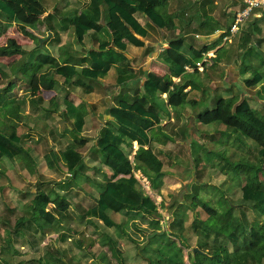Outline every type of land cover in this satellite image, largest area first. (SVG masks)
I'll list each match as a JSON object with an SVG mask.
<instances>
[{
  "label": "trees",
  "instance_id": "1",
  "mask_svg": "<svg viewBox=\"0 0 264 264\" xmlns=\"http://www.w3.org/2000/svg\"><path fill=\"white\" fill-rule=\"evenodd\" d=\"M34 1L37 2V0ZM164 3L165 0H85L83 8L74 11L71 15L59 18L57 22L56 17L59 15L54 11L41 19L35 18L36 21L40 22H38L39 24L42 23L40 20L44 21L42 24L47 31L52 33L50 38L55 36L57 38L58 29L64 31L70 27L78 43H82V39L87 33L99 31L103 10L106 11L108 20L113 25L109 39L99 40L95 49L86 52L89 61L87 66L59 64L56 58L49 53L35 55L34 60L38 62V67L40 66L38 71L40 76L50 79L52 75H58L63 78V82L80 87L83 92H88L90 89L82 78L95 80L102 77L110 67H114L116 70L118 84H123L125 80L132 79L134 73L124 56L125 44L122 40L125 39L134 46L143 45L142 41L135 37V35L140 37L146 35V29L135 17L137 15L146 18L149 23L158 28L172 27V15L161 10ZM12 24L34 27L33 22H24L17 17L11 4L5 0H0V33ZM56 26L58 29H55ZM218 40L219 38L211 43H204L198 49L190 48L191 57L189 58L181 52L182 38L171 39L168 41L167 47L158 55V59L167 67L170 75L176 77L183 72L184 65H193L192 62L199 59L202 53L211 49ZM7 49L9 48L7 47ZM7 49L0 48V55L7 54ZM248 50L250 51L251 48ZM254 53L258 64L262 65V69H264V53L259 50ZM21 66L23 67V65ZM138 74L143 76L141 85L137 86L140 94L135 92L130 100L118 97L115 104L107 110L111 119L100 129L93 145V149L101 155L102 166L109 170L111 176L103 184H98L99 190L94 198V203L85 210L82 218H86L88 222L96 220L105 227L116 225L108 216L107 211L124 212L128 216L130 215L127 219H134L133 216L137 215L136 213L158 218L157 205L144 192L133 175L134 171H140L149 181L150 189L153 190L158 185L156 181L162 173L161 161L152 151L151 138L147 133L151 126L158 124L159 117L157 112L147 109L146 105L150 104L156 107L157 111L163 109L167 112V108L177 110L188 102L185 93H181L179 87L172 85L170 88V81L163 82L158 86L159 80L152 72L139 70ZM263 76L264 71H255L250 77L243 79V85L248 88L254 87L261 82ZM11 88L12 84L8 81L5 87L1 88L0 93H7ZM162 92L166 95L165 100L159 96ZM262 98L264 99V95ZM234 100V97L217 98L211 112L204 108L197 112L196 116L201 117L203 122L221 121L226 129L236 134L235 139L237 141L244 144L242 138L252 139L258 147L255 164L240 161L229 164L232 173L244 177V180L241 177L243 182L239 186L238 204L251 212L252 219L247 220L245 216L237 215L229 217L223 223L216 221L214 218L217 209L207 202L197 199L201 209L206 214V218L197 221L194 219L192 227L193 229L196 226L199 227L205 236L222 235L226 239L230 249L221 245L215 247L221 257L220 264H264V186L254 174V171L259 169L264 162V116L257 118L253 108L264 104V102L255 103V106H251L247 98L237 102ZM70 113L72 123L69 130L72 134V141L65 144L62 149L49 148L41 157L32 153L31 147L23 145L22 138L16 131L17 121L6 118L5 124L0 127V161L6 159L13 162L14 158L22 160L23 156L28 157L32 164L43 161L47 169L61 170L68 175L72 182H75L79 177L78 175H82L81 169L84 166V160L78 149L85 144L86 138L80 135L84 123L83 109L71 106ZM132 142L136 144L134 150L132 149ZM132 151L134 153L132 160H130L129 156ZM249 172L252 175L248 174ZM51 193L52 197L40 189L34 190L28 205V218L24 219L22 216L16 218L14 232H17L19 226L24 222H32L40 229L58 224L59 216L67 210L69 203L63 195ZM234 207L236 206L228 200H224L220 210L222 213H230ZM174 237L177 238L175 234ZM151 239L152 237L146 246L152 243L153 240ZM110 242L113 243L112 240ZM204 244L206 246V242ZM205 246L201 247L200 242L197 244L198 251L196 252L198 253L191 257L193 264H207L196 259V255L206 258L209 264L212 263V256ZM172 247L176 248L177 253L179 252L175 245ZM160 254L165 255L162 252ZM0 259L2 258L0 257ZM162 260L161 264H181V258H175L174 252L173 254L167 253V256ZM158 261L154 259L151 262L147 259V264H160ZM1 262L4 263V261ZM37 264L43 263L38 260Z\"/></svg>",
  "mask_w": 264,
  "mask_h": 264
},
{
  "label": "rangeland",
  "instance_id": "2",
  "mask_svg": "<svg viewBox=\"0 0 264 264\" xmlns=\"http://www.w3.org/2000/svg\"><path fill=\"white\" fill-rule=\"evenodd\" d=\"M5 1L11 4L17 17L24 22H31L36 16L41 17L46 12L53 11L59 15L57 16L58 18L56 17L57 22L59 18L71 15L74 11L83 8L85 3V0H78L77 2L74 0H37V2L34 0ZM236 1L237 0H217V9H215L217 11L216 18L223 29L228 27L231 23L233 11H228V13L227 10L229 7L234 6ZM196 7L197 6H195V8ZM198 9L201 11L200 8ZM182 11L183 16L187 18L188 11L191 12V8L187 9L185 7ZM188 18H191V21L193 20L191 16ZM40 21H42V23L44 22L43 20ZM191 21L185 25L189 27ZM38 22L39 21L36 23ZM195 22L196 26L199 25L197 21ZM35 28L36 25L29 29L35 31ZM184 28H186V26ZM55 29H58L57 26ZM25 30V25L14 24L6 31H3V34L0 35V48H9L6 50V52L8 51L7 54L3 53L0 55L1 62H10L8 66H3V68L0 67V90L5 87L8 81H10L13 86L9 92H5L7 98H12L17 93L22 94V88L25 87L24 84H21L22 82L18 83L12 77L16 78L18 72L21 75L28 76L34 71H39L40 68V66L36 67V64H38L36 60H31L29 58L27 62V58L24 59L25 55L23 52L19 55L15 54L16 51L18 53L21 51L18 49L29 47L35 48V42L33 40L31 41L28 36L22 34V31ZM39 31L44 34L41 37H44L43 39L48 42L52 35H47L48 33L45 32V30L43 31L42 28H40ZM58 31H60V29H58ZM234 36L236 38H234L232 43L229 44V51L226 53L229 54L227 56H229L231 62H227L228 64H232L241 58L242 51L238 48L241 47L242 50V46L247 45V43H257V50L264 53V12L261 14V17H259L258 22L252 20L245 21L242 29H239L237 35ZM55 38L56 36L51 38V45H54ZM44 40L40 42V45L36 44V53L50 52L48 48H51L52 46L48 45L49 47H47V45L42 44L44 43ZM36 41L38 43V39H36ZM188 41L194 43L197 42L192 36L188 37L187 40L185 39L184 44ZM202 44L203 43H201V45ZM201 45L199 43L196 44L197 47H200ZM238 56H240L239 59H237ZM257 62L252 61V64H256ZM19 64L23 65V67ZM235 65L236 64H234V66ZM256 66L258 65L256 64ZM257 68L261 72L264 71L262 65ZM251 70L252 69L249 71L253 72ZM248 76L250 77L251 74ZM248 76L246 75L244 78ZM261 82L262 83L259 86H255L257 88L255 91L248 90L251 97L264 95V76L262 77ZM17 83L18 86L16 89ZM208 93L210 92H206L205 95ZM44 94L48 95L52 94V92L46 91ZM234 94V98L237 99V92L235 91ZM252 104L255 106L254 103ZM211 106L212 105L203 106L200 102L196 109L202 110L204 108H210ZM254 109L257 111V114L264 115V104L255 106ZM8 110V108L0 106V127L5 124L6 118L10 119V115L6 113ZM257 114L255 115L259 118V115ZM174 124L178 123L174 122ZM216 124L217 123L215 122L206 125L200 124L201 127L205 128L214 125L215 127L210 130L205 129L203 131H198L197 129H193L192 123V126H189L191 132L187 126L182 124L177 130L168 132L171 137L173 136V140L187 145L190 133H193L195 139L202 142V144L196 143L194 146L191 145L188 151L185 150L186 147H184V150L178 149L179 145L176 144V147L171 145V147L169 146L168 149L161 152V154L155 152L157 155L161 156L163 161L161 170L165 178L161 193L163 204L160 205V210L163 212L162 218H165L166 216L168 217V220L165 219V221H162L161 215L159 214L158 220L161 219L162 221V227L159 225L161 227L160 232L163 233L161 235L156 234V236H152L151 240L153 241L150 245L146 246L147 243H145L143 245L144 247L139 248L138 251L137 244L142 241L144 242L145 235L150 229L147 224L149 222L147 221L148 216H143V219L142 217H136V221L132 222L128 221L126 219V214H123L122 212L114 213L107 211L111 220L120 224H117L118 226L123 225L121 231L124 234L123 241L125 242V245L128 246L125 254L112 260L114 264H147V259L151 262H153L154 259L157 261L160 260L158 263L161 264L163 261L162 259L167 256L166 249H162L161 245L166 244V242V245L170 246H168L169 249L172 248L173 250H176V248L172 247L175 245L179 249L182 258L184 254H189L191 258L192 250L193 248H196L195 246H197V243L201 242V247L205 246L203 241L206 242L205 247L212 256V263L210 264H220L221 257L219 256L218 249H215V247L221 245L230 249L228 242L222 235L217 236L211 234L205 236L201 233L199 227L196 226L193 229L192 221L194 219L197 221L198 219L203 220L206 218V214L201 209L199 201L207 202L209 205L215 207L217 209L216 211L219 213L221 211L220 206L224 200H228L236 206L234 207V210L231 211V215H229L230 217L243 215L247 220L252 219L251 212L238 204L240 198L239 186L243 182L241 177L243 180L244 177L241 175L236 176L237 174L232 173L229 164L239 161L255 164L258 147L252 139L242 138L244 143L242 144L235 139L236 134L231 133L229 129H224L223 125L217 124L216 126ZM33 132L34 133L29 137L23 135L22 138H26V140H22V143L24 146L31 147L32 153L41 157L50 146L46 144V141L44 143L41 141L42 137L36 133V131ZM87 132L88 142L86 141L85 145L78 149L82 158L85 160L84 166L81 169L82 175H78L79 177L75 182H72L68 175L61 170L47 169L43 161H39L34 165L29 161H26L23 157V162L19 160V162L15 161V163H13L6 159L0 161V257L2 258L0 259V262L4 261V263L1 262L0 264H37L38 260L40 262L43 259L44 262L42 261V263L46 264L45 262H49V260L46 259L49 258L50 254H54L55 251L56 254H58L59 251L64 258L62 264H98L99 261L95 257L88 260L86 256H83L84 254L71 258L70 261L67 257L68 250L71 249V251H73L74 245L77 244L75 242H78L82 235L80 232L78 233V231H76V228H78L79 225L84 224V218H82V215L86 210L80 205V200L83 199L81 201L86 208L90 207L94 202V193L98 189V184H103L108 179L106 168L101 164V155L92 147V140L94 139V136L97 135V131L92 132L90 129H87ZM208 132L214 133L208 134ZM58 138L59 140H56L55 135L52 132H48L46 140L50 141L51 139V144H56L58 149H62L65 144L72 141V134L69 132V134L66 133ZM40 141L42 143H40ZM36 145L45 148L44 151L42 149L38 150L39 153H36L34 147ZM197 145L199 146L197 147ZM200 146L203 147L201 148ZM172 157L178 159L177 161L180 165L175 166V164L171 162ZM136 174L137 172H135V175ZM248 174L252 175L250 172ZM254 174L262 186H264V162L259 169L254 171ZM143 187L141 188L144 191L149 192L146 187ZM13 188H17V192L13 191ZM35 189H40L49 193L50 197H52L51 192L63 195L68 200L69 206L67 210L59 216L58 224L53 225L51 228H46L47 230L40 229L32 222H24L19 226L17 232H14V222L16 218L20 216L24 217V219L28 218V205ZM222 198H224V200ZM215 219L216 217L214 220ZM59 222L62 223L63 226H66L68 230L66 229L64 232H60V230H63L64 228ZM86 222L88 225L92 224L96 226L95 228L100 226L105 230V226L98 223L96 220ZM54 232L58 234V238L60 236L63 240L66 239V237L69 238L68 241H66L69 247L66 249V246L64 248L65 251H61V249L57 247L60 245V240L55 234H52ZM172 233L173 237L171 236ZM174 234L177 238L174 237ZM81 240V244L85 245L86 249H89L92 239L90 237H83ZM109 241L111 240L108 239L107 243H111ZM78 247L81 246L78 245ZM144 248L146 249L143 251ZM84 249H81V251H84ZM161 252L163 254L165 253L166 256L161 255ZM195 253L198 252L195 251L193 254ZM196 259L209 264V261L206 258L199 257V255H196ZM107 264L111 263L107 262Z\"/></svg>",
  "mask_w": 264,
  "mask_h": 264
},
{
  "label": "crops",
  "instance_id": "3",
  "mask_svg": "<svg viewBox=\"0 0 264 264\" xmlns=\"http://www.w3.org/2000/svg\"><path fill=\"white\" fill-rule=\"evenodd\" d=\"M74 1L77 2L78 0ZM216 3L217 0H165V3L161 10L163 12H166L167 14L172 15L173 25L169 28H158L149 23L147 19L142 17L141 15L135 16L139 23L146 29V35L144 37L135 35L138 40L142 41V46H134L128 43L125 39L122 40V42L125 44V49L123 52L124 56L127 58L129 67L134 73V77L132 79L130 78L125 80V83L123 84L117 83V73L114 67H110V69L102 77L97 78L95 80L82 78L83 82H85L89 86L90 91L88 92H83L80 87H75L71 84H66L65 82H63V78L58 75H52L50 79H45L40 76L38 71H34L28 76L21 75L18 72L17 77L12 78L16 80V82H22L21 84L25 85V87L22 88V94L17 93L14 97L7 98V96H5L6 93H0V106L8 108L9 110L6 113L10 115V118L17 121L16 131L21 136V138L23 135H27L29 137L34 133L33 131H36V133H38L42 137L41 141L43 143L46 141V144L50 146L49 148H51L53 145L52 148L54 150H57V145L51 144V139L50 141H47L46 137L48 132H52L55 135L56 140H59V136L65 135L66 133L69 134V129L72 123V116L70 113L71 106L74 108H82L84 111V123L82 125L80 135L82 137L84 136V138H86V141L88 142L87 129H90L92 132L97 131L96 134L98 135L100 129L105 125L107 121L111 119V116L107 113V110L110 106L115 104L118 97H124L125 99L130 100L135 92L137 94H140V90H137V86L139 87L141 85L143 76L138 74L139 70H143L145 72H152L155 75L156 79L159 80L158 86H160L163 82L170 81V88L172 87V85L179 87V89H181V93H185L186 100H188L187 103H185L177 110L167 108V112L163 109L161 111H157L156 107H153L150 104L146 105L147 109L157 112L159 117L158 124H154L153 126H151L147 133L151 138L150 146L152 148V151L154 152L156 157L161 161L162 164V158L157 154H161V152L166 151L169 146L171 147V145H174V147H176L177 144L179 145L178 149L184 150V147H186L185 150L188 151L191 145L194 146L196 143L202 144V142L197 141L195 139L193 133H190L187 145L179 141L176 142L175 140H173V136L171 137L169 135V131L177 130L182 124L189 128V126H192V123L193 129H197L198 131H203L205 129L210 130L211 128L215 127V125L212 127L205 128L201 127L200 124L206 125L212 122L223 125L224 129H226L225 125L221 121L215 120L203 122L200 119L201 117L199 118L196 116L197 112L201 111L200 109H196L200 102L203 104V106H213L217 98L224 99L228 97H234L235 91L238 94V98H235L234 100L236 102L240 101L243 98H247L251 106H253L252 103H254L255 105V103L260 104L264 102L262 95L251 97V94L248 92L249 89L251 91H255L257 89L255 86H259L262 82L256 84L254 86L255 88H248L243 85V79H245L244 77L246 75H252L255 71H259L257 67L261 66L258 64L254 53L258 48L257 43H247V45L242 46V50L241 47H239L238 49L242 51L241 58L240 56H238L237 59L240 58L239 60L233 62L232 64H228L231 62L229 56H227L229 54L226 53L229 51V44L232 43L233 39L236 37L232 36L229 37L226 41L222 40L227 27L223 29L221 25H219L220 22L216 18ZM234 4V6L228 8L227 12H234L241 5V0H237ZM195 6L197 7L195 8ZM185 7L187 9L191 8V12L188 11L187 18H185L182 14V10ZM198 8H200L201 11ZM263 12L264 9L255 10L252 15H250L249 18L246 19V22L249 20L258 22L259 17H261V14ZM48 13L51 12H46L41 17L36 16V19H41L45 17ZM190 16L193 19L192 21L191 18H188ZM194 20L197 21L199 25L196 26V22ZM189 21H191V23L188 27L185 24H188ZM31 22H33V25H36V30L31 31L29 27H26V30L22 31V34L28 36L31 41L33 40L35 42V48H22L18 49L21 50L19 51V53H15L19 55L21 52H23V54L25 55L24 59L27 58V61L29 58L31 60H34L35 55L38 54L36 53L35 49L36 44L40 45V42L37 43L36 39L42 38L41 41L44 40V37H41L44 34H42L39 29L42 28L43 31L45 30V32H49L46 30L44 24L36 23L37 21L35 19H33ZM100 24L101 28L99 29V31H97L96 33L90 32L84 35L82 43H78L75 40L72 29L68 27L64 31H57V38L55 39L54 45H51V38H49L50 40L48 42L44 40V43L42 44L47 45V47L52 46L51 48H48L50 51L49 54L55 57L59 64H70L79 67L87 66L89 61L87 60L86 52L88 50L95 49L99 40H108L110 33L113 30V25L108 20L105 10H103ZM13 25L14 24H12L11 26ZM184 25L186 26V28H184ZM242 27L243 25L240 27V30L242 29ZM49 33L52 35L51 32ZM2 34L3 32L0 33V35ZM190 36H192L193 39L197 42L194 43L188 41L185 42L186 44H184L185 39L187 40V38ZM176 38H182L183 45L181 47V52L189 58L191 57L190 48H199L196 46L197 43L201 45V43H211L217 38H219V40L216 42V44H214L211 49L207 50L210 56L208 57L207 62L203 64V68L201 71H193L189 73L182 72L179 76L173 77L170 75L167 67L159 61L158 55L162 52L165 47H167V43L169 40ZM249 48H251L250 51L248 50ZM252 61H256V64L258 66H256V64H252ZM0 63V67L3 68V66H8L10 62L6 63L0 61ZM234 64L236 65L234 66ZM36 67H38V64H36ZM250 69H252L251 71L253 72H250ZM18 83L16 84V89ZM46 91L52 92V94H44ZM206 92L210 93L205 95ZM159 96L160 98L165 100L166 95L164 92L160 93ZM212 106L210 108H207L209 112L212 111ZM255 114H257V111H255ZM259 116L264 115L262 114ZM174 122H177L178 124H174ZM189 130L191 132L190 128ZM209 132L208 134L214 133ZM97 135H95L94 139L92 140V147L94 145L95 139L97 138ZM22 140L25 141L26 138H22ZM41 141L40 143H42ZM198 146L199 145H197V147ZM34 147L36 153H39L38 150L43 149L44 151L45 149L42 148V146L40 145H36ZM200 147L202 148L203 146ZM135 148L136 144L135 142H132V149L134 150ZM155 152H157V154ZM133 153L134 151H132L129 156L130 160H132ZM23 158L32 164L28 157L23 156ZM19 160L23 162V160H21L20 158H14L13 163H15V161L19 162ZM177 160L178 159H175L174 157L171 158V162L175 164V166L180 165ZM106 172L108 173V178H110L111 173L107 168ZM135 172H137L136 175ZM133 175L138 180V183L141 185V187H143L145 184L144 187H146L149 192H144L157 205V210L158 213L161 215L162 221H165V219L168 220V217L166 216L165 218H162L163 212L160 210V205L163 204L161 193L164 186V174L161 173L159 175L158 180L156 181L158 185L154 187L153 190L150 189L149 181L140 173V171H134ZM16 189L17 188H13V191L17 192ZM98 190L99 188L94 193V197H96ZM222 199L224 200V198ZM81 200L79 202L80 205L83 208L87 209ZM122 213L125 214L124 212ZM136 214L137 215L133 216L134 219H127L130 217V215H126V219L132 222L136 221V217H142L143 219L142 214ZM229 215H231V212L222 213V211H220L218 213V211H216V221L223 223L227 219H229ZM145 216L146 215H144V217ZM161 219L158 220V218H153L151 216L147 217V221H149L147 224L150 229L146 233V235L152 232L157 235H161L163 233L160 232V228L162 227ZM83 223L84 224H81L78 228H76V231L82 234L80 236V240L78 242H75L77 244H75L76 246L74 245L73 251L69 249L67 252V257L69 261L71 258H75L77 256H81V254H84L83 256H86L88 260H91L92 257H95L99 261L98 264H107V262L114 264L112 260L121 257L123 254L126 253L128 246L125 245V242L123 241L124 234L121 232L123 229V225L118 226L120 224L116 223L114 227H105V230H103L100 226L95 228L96 226L92 224H86V218H84ZM59 224L64 228L63 230L61 229L60 232H64L67 227L63 226L62 223ZM51 227L52 226H50L49 228ZM43 229L47 230L45 227ZM201 233H203V231H201ZM52 234H55L58 238V234L56 232ZM171 236L173 237V233L171 234ZM83 237H90L92 239L89 249H86L85 245L81 244V239ZM109 238H111L113 243H107V240ZM58 239L60 240V245L57 247L61 249V251H65L64 248L66 246V249L69 247L68 243H66L69 238L66 237V239L63 240L60 236ZM148 240L146 243H148ZM139 244H137L138 251ZM78 245H80L82 248L78 247ZM161 247L162 249L165 248L167 253L173 254L174 252L175 258H181V264H193V258H190L189 254H184L182 258V256L180 255V251L177 253V251L173 250L172 248H170V250V246L168 247L166 244L161 245ZM81 249H84V251H81ZM193 253L194 251L192 250V255ZM46 260H49V262H45L46 264H62L64 262V258L61 256V253L59 251L58 254H56V251L54 252V254H50L49 258H47ZM42 261L44 262V259L40 262L42 263Z\"/></svg>",
  "mask_w": 264,
  "mask_h": 264
},
{
  "label": "built area",
  "instance_id": "4",
  "mask_svg": "<svg viewBox=\"0 0 264 264\" xmlns=\"http://www.w3.org/2000/svg\"><path fill=\"white\" fill-rule=\"evenodd\" d=\"M255 9H264V0H241V5L233 12L231 23L227 27L222 40L226 41L229 37L237 34L240 27L252 15ZM209 56L210 54L208 52L203 53L199 59L192 62L193 65H184L183 72L201 71L203 64L207 62Z\"/></svg>",
  "mask_w": 264,
  "mask_h": 264
},
{
  "label": "water",
  "instance_id": "5",
  "mask_svg": "<svg viewBox=\"0 0 264 264\" xmlns=\"http://www.w3.org/2000/svg\"><path fill=\"white\" fill-rule=\"evenodd\" d=\"M47 33L50 34L49 32H47ZM41 40H42V38H38V42H41ZM154 234H155L154 232L147 234L145 241L142 242L141 244H139V248H141L147 242L148 238L152 237ZM193 251L195 252L198 250H197V248H193Z\"/></svg>",
  "mask_w": 264,
  "mask_h": 264
}]
</instances>
